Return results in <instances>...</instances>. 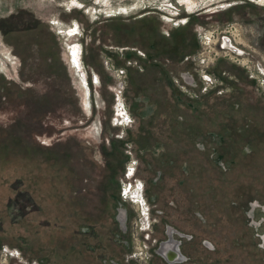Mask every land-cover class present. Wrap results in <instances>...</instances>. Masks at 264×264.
Here are the masks:
<instances>
[{
  "label": "rangeland",
  "instance_id": "obj_1",
  "mask_svg": "<svg viewBox=\"0 0 264 264\" xmlns=\"http://www.w3.org/2000/svg\"><path fill=\"white\" fill-rule=\"evenodd\" d=\"M176 20L184 22L171 26ZM232 24L241 26L243 36L255 39L264 51V0H0V222H8L5 234L11 238L0 242V249L8 244L26 258L36 259L24 252V242L15 231L22 219H35L38 229L51 233L43 239L55 234L59 237L60 233L63 237L72 233L70 230L73 235L87 236L71 243L86 255L87 264H135L125 258L134 252L131 233L135 206L128 198H121L120 190L116 208L127 213V231L120 224L122 214L120 221L116 218L117 210L116 217L106 212L99 220L93 219L92 210L85 211L89 221L100 224L86 225V219L74 217L75 224L65 233L54 225V202L49 197L50 159L57 157V172L68 167L63 183L83 186L84 204L95 201L96 187L91 179L95 171L123 183L127 181L123 180L127 167L135 161V180L144 187L145 174L152 166L156 172L152 180L158 182L162 166L159 160H153L155 154L174 159L187 154L189 142L184 130L161 124L170 116L167 113L159 115L158 127L140 121L133 95L167 93L159 83L155 88L146 83L150 68L164 70L179 91L173 78L182 71L180 65L192 67L183 60L199 51L198 29L209 31ZM71 50L77 65L72 63ZM217 65L216 73L226 71L238 78L225 69L217 70ZM237 68L247 84L238 78L243 88L234 87L233 93L248 89L250 93H243L255 99L245 97L243 108L232 114L237 121L248 119V127L240 132L219 129L226 134L225 144L206 145L207 157L196 159L201 175L210 177L211 186H219L201 195V212L207 224H193L195 220L187 213L179 215L176 226L180 230L161 224L162 211L148 202L143 188V198L156 220L152 236L158 243L167 240L169 227L188 236L177 238L182 242L181 250L184 243L188 245L187 261L182 264H264V99L253 92L245 72ZM119 70L125 71L123 79L115 77ZM232 94L215 98L227 99ZM118 99L132 119L125 128L115 119ZM212 148L225 155V161L217 162L218 174H214L208 155ZM70 203L67 206L71 207ZM256 203L262 209L253 211ZM74 208H78L76 203ZM258 223L261 226L256 229ZM105 236L120 242L105 243L101 241ZM89 238L97 244L86 243ZM39 244V240L30 243V250L34 252ZM157 248H152L149 264H166L156 254ZM108 255L118 260H110Z\"/></svg>",
  "mask_w": 264,
  "mask_h": 264
},
{
  "label": "crops",
  "instance_id": "obj_2",
  "mask_svg": "<svg viewBox=\"0 0 264 264\" xmlns=\"http://www.w3.org/2000/svg\"><path fill=\"white\" fill-rule=\"evenodd\" d=\"M191 52L193 53V51ZM181 57H183V55ZM186 66L187 65H180L179 68L180 70H184ZM224 69L235 74L244 85L247 84L245 76L240 69L220 61L217 65V70ZM145 75L146 83H150L151 88L157 87L156 83H159L163 89L167 90V93H155L154 91L134 93L133 103L135 104L134 111L136 117L140 121H144L145 123L151 122L154 127H158L160 124L158 123L160 119L159 115L161 113H167L170 116L166 118V122L162 121L161 124H168L169 126L175 125L177 128L184 130L189 142V148L185 151L187 154H178L179 156H176L174 159L168 158V155L166 156L164 153L160 155L154 153L157 156L153 160H159L161 162L162 177L155 183L152 179L156 172L153 171L152 166L150 167L151 171L145 174V181L143 180L146 199L156 209L162 211V215L159 217L161 224H166V226L170 225V227L174 226L180 230V228L176 226L180 223L179 215L187 213L195 220L193 224L205 225L207 224V220L204 213L201 212V209H203L200 205L201 195L211 193L219 186H211L210 177L205 174L201 175L200 166L196 164V162H198L196 159L207 157V154L204 152L206 145L213 146L216 142L221 145L225 144L226 134L219 133V129L226 130L227 132L230 130H238L240 132L241 129L248 127V123L245 124L248 119H245L244 122L237 121V117H235V119L232 118V114H238L243 108L242 100H244L245 97L249 99L255 98L253 96L250 97L248 93H243L244 91L249 92L248 89H241L233 93L231 98H227L233 100L232 102L227 101L226 98L218 100L213 96L202 97L198 100H190L171 85L164 70L150 68L147 69ZM234 103L237 105H234ZM183 142H185L184 139ZM183 144L187 146L185 143ZM49 146L52 147V144ZM201 146L202 149L200 148ZM152 154L153 152L151 155ZM208 155L213 165L214 174H218L216 169V167L218 168L217 162L224 160V153L217 151L216 148H212ZM57 163L58 159L56 156L50 159L49 197L51 201L54 202V209H52L54 220L56 221L54 225H59L60 228H63L60 232L65 233L66 230L71 229V226L75 224L74 217L76 219H86V225L100 224L97 223V221H89V215H86L85 211L92 210L95 213V215L93 214V219L97 220L102 217L105 218L106 212L109 217L110 213H114L113 216H115L117 210L116 205H118L119 198L120 180H110L105 176H101L98 171H95L94 174L91 175V179H93L92 184L96 187V192H94L95 201L91 204H87V202L84 204V196L82 194L83 186L77 185L75 187L73 185V187L71 185L68 186L66 182L63 183V178H67L69 169L65 167L64 170L57 172ZM59 168H61L60 165ZM70 170L74 171L73 165H71ZM62 171L63 173H61ZM148 183L149 185H147ZM88 188L92 189V187ZM179 201H181L182 204H179ZM68 203L71 204V207L67 206ZM75 203L78 208H74ZM37 224H39V222L35 223V219H27L26 221L22 219L21 223L18 222L16 224V235L24 242L23 250L29 257L44 262L46 261L47 264H87L86 255H82L80 253L81 251H78V247L75 246L74 248V244H71L81 242L82 239L87 236L82 234V236L80 234L73 235V231L70 230L72 233H66L63 237H60L62 236V233H60L58 234L59 237L55 234L53 238L45 237L43 239L44 235H51V233L49 230L43 231L38 229ZM7 228L8 222H0V242L11 241V238L9 239L7 234H5L6 231L8 232ZM159 231L160 230L156 228L155 232L157 237L161 235ZM178 233L179 231L176 232L178 236L176 239L181 237ZM173 234L176 235L175 233ZM179 234L182 235V232ZM111 239L112 237L108 238L105 236L101 241L117 245L118 242H120L118 239ZM166 239H168V235H166ZM38 240L41 242V245L39 244V248L32 252L30 250V243ZM177 240L180 241L179 239ZM91 241L92 240L89 238L86 243L97 244ZM46 242L52 243H47V245H45ZM53 242L58 244L54 245ZM181 244L182 242L180 241V251L182 255L187 258L188 254L186 251L188 250V245L184 243L181 250ZM47 246L48 248L45 249ZM62 246L64 253H62ZM68 250H72L73 252L69 253L67 252ZM107 257L110 258V260H118L117 257L111 255ZM90 264H96V262L92 261Z\"/></svg>",
  "mask_w": 264,
  "mask_h": 264
},
{
  "label": "built area",
  "instance_id": "obj_3",
  "mask_svg": "<svg viewBox=\"0 0 264 264\" xmlns=\"http://www.w3.org/2000/svg\"><path fill=\"white\" fill-rule=\"evenodd\" d=\"M172 22L171 26L177 27L184 21L176 20ZM165 33L168 34V31L165 30ZM198 35L200 36L199 51L192 56L185 57L183 60V63H191L192 67L182 70L177 77L173 78L174 84L180 93H184L190 100H198L206 96H229L234 92V87L243 88L239 79L228 72L216 73L215 67L218 61L224 59L241 68L245 72L253 92L264 99V51L258 46L255 39H246L243 36L241 26L235 24L227 25L224 28L214 27L209 31L199 28ZM139 55L143 56L141 52ZM124 76V70H119L115 73L116 78L123 79ZM120 86L121 88L123 87L122 84ZM116 103V122L119 126L125 128L132 123L131 116L122 100L118 99ZM135 168L136 163L132 161L127 167L126 173H124L123 180L127 181L123 183L122 179L119 181L121 188L120 196L124 201L128 198L133 203L136 217L133 223L134 229L131 233L134 252L125 258L126 262H130L131 260L136 264L138 260L139 264H149L152 257L150 253L152 248L159 247L158 245L160 244L152 236V228L156 220L152 217L150 206L143 198V183L135 180ZM119 205L121 206V204ZM256 208L260 209L261 206L256 203L253 211ZM117 214L116 218L119 221L121 214L122 216L124 215L122 218L124 220L123 229L126 230L127 213L124 211L121 213V209L117 208ZM253 220L252 216L254 224ZM259 225L261 226V223H258L254 227L256 229L260 228ZM181 237L188 238L186 235H181ZM261 241L264 248V238ZM185 259L187 261L186 257ZM0 264L44 263L37 259L30 260L18 249H11L6 245L0 249Z\"/></svg>",
  "mask_w": 264,
  "mask_h": 264
},
{
  "label": "water",
  "instance_id": "obj_4",
  "mask_svg": "<svg viewBox=\"0 0 264 264\" xmlns=\"http://www.w3.org/2000/svg\"><path fill=\"white\" fill-rule=\"evenodd\" d=\"M176 234V231L172 228H169L168 231V239L162 242L157 249V255L161 257L166 264H181L186 261L185 257L182 255L179 248V241L174 238V234H170L172 232ZM177 235V234H176ZM179 236H181L178 233Z\"/></svg>",
  "mask_w": 264,
  "mask_h": 264
},
{
  "label": "bare ground",
  "instance_id": "obj_5",
  "mask_svg": "<svg viewBox=\"0 0 264 264\" xmlns=\"http://www.w3.org/2000/svg\"><path fill=\"white\" fill-rule=\"evenodd\" d=\"M71 51H72V50H71ZM72 52H73V51H72ZM72 54H73L72 63H74L75 65H77V64H78L77 57H76V55H75V53H74V52H73Z\"/></svg>",
  "mask_w": 264,
  "mask_h": 264
},
{
  "label": "flooded vegetation",
  "instance_id": "obj_6",
  "mask_svg": "<svg viewBox=\"0 0 264 264\" xmlns=\"http://www.w3.org/2000/svg\"><path fill=\"white\" fill-rule=\"evenodd\" d=\"M65 47V46H64ZM80 61H81V57H80ZM81 64H82V62H81ZM69 67V70H70V66H68ZM260 204V203H259ZM124 217V215L122 216V218ZM123 222H124V220L122 219L121 220V225L123 226ZM170 234H173V231L172 232H169Z\"/></svg>",
  "mask_w": 264,
  "mask_h": 264
}]
</instances>
